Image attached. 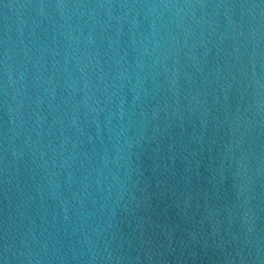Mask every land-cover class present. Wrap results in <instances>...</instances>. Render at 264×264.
<instances>
[{
	"label": "water",
	"instance_id": "95a60500",
	"mask_svg": "<svg viewBox=\"0 0 264 264\" xmlns=\"http://www.w3.org/2000/svg\"><path fill=\"white\" fill-rule=\"evenodd\" d=\"M0 264H264V2L0 0Z\"/></svg>",
	"mask_w": 264,
	"mask_h": 264
},
{
	"label": "snow or ice",
	"instance_id": "6c2138e0",
	"mask_svg": "<svg viewBox=\"0 0 264 264\" xmlns=\"http://www.w3.org/2000/svg\"><path fill=\"white\" fill-rule=\"evenodd\" d=\"M262 2H264V0H262Z\"/></svg>",
	"mask_w": 264,
	"mask_h": 264
}]
</instances>
